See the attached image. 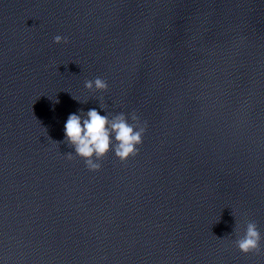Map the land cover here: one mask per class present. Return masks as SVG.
Masks as SVG:
<instances>
[{
  "label": "clouds",
  "instance_id": "9594fccd",
  "mask_svg": "<svg viewBox=\"0 0 264 264\" xmlns=\"http://www.w3.org/2000/svg\"><path fill=\"white\" fill-rule=\"evenodd\" d=\"M62 41L67 42L66 38L60 35L54 37V43L60 44ZM93 87L105 90L107 83L99 77L85 82V88L91 90ZM132 119L135 120L137 117L133 115ZM145 130L146 127L136 128L130 124L123 113L109 119L96 109H90L86 113V118L76 113L68 116L64 125V138L74 147L76 154L84 159L90 171H98L101 166L95 160L103 158L109 151H114L115 156L122 162L135 157L139 152L137 146L143 142ZM260 242V231L254 222H250L243 237L236 240V246L245 254L258 253Z\"/></svg>",
  "mask_w": 264,
  "mask_h": 264
}]
</instances>
